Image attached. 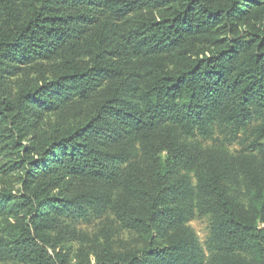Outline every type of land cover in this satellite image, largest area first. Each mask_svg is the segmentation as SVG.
Instances as JSON below:
<instances>
[{"label": "trees", "instance_id": "16d2710c", "mask_svg": "<svg viewBox=\"0 0 264 264\" xmlns=\"http://www.w3.org/2000/svg\"><path fill=\"white\" fill-rule=\"evenodd\" d=\"M2 154L3 264H264V0H0Z\"/></svg>", "mask_w": 264, "mask_h": 264}, {"label": "rangeland", "instance_id": "374dc122", "mask_svg": "<svg viewBox=\"0 0 264 264\" xmlns=\"http://www.w3.org/2000/svg\"><path fill=\"white\" fill-rule=\"evenodd\" d=\"M228 149L232 153H236L241 150V146L239 142L232 143L228 145ZM16 161L15 156L7 155V154H2L0 156V167L1 166H6L9 164H14ZM14 174V175H12ZM19 173L18 172H13L11 173L7 178H5V184H2L4 188H6L7 191L15 192V193H20L22 191L23 185L22 183L18 180L19 179ZM1 188L3 190L4 188ZM94 223L89 225L87 231L92 232L94 231ZM189 226L197 233L198 237L200 238L201 242L203 245H205V242L207 240L208 236V221L204 218H197L189 223ZM82 227V226H81ZM77 246V245H76ZM78 247V246H77ZM76 263V262H74ZM0 264H3L0 262ZM94 264V263H93Z\"/></svg>", "mask_w": 264, "mask_h": 264}]
</instances>
